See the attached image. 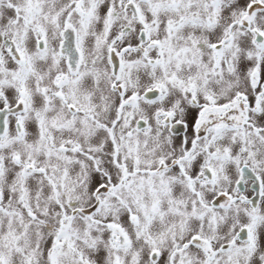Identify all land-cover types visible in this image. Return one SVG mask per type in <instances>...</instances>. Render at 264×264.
Returning <instances> with one entry per match:
<instances>
[{"label": "snow or ice", "instance_id": "snow-or-ice-1", "mask_svg": "<svg viewBox=\"0 0 264 264\" xmlns=\"http://www.w3.org/2000/svg\"><path fill=\"white\" fill-rule=\"evenodd\" d=\"M0 264H264V0H0Z\"/></svg>", "mask_w": 264, "mask_h": 264}]
</instances>
